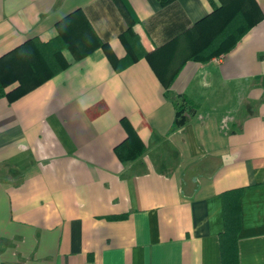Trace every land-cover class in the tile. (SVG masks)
Segmentation results:
<instances>
[{"label":"crops","instance_id":"obj_1","mask_svg":"<svg viewBox=\"0 0 264 264\" xmlns=\"http://www.w3.org/2000/svg\"><path fill=\"white\" fill-rule=\"evenodd\" d=\"M76 9L117 58L128 26L161 47L121 71L97 48L0 97V264H223L231 190L237 264H264V0H0V56ZM239 11L255 22L234 47L191 59L187 30ZM180 94L199 108L171 131ZM122 118L145 146L131 161Z\"/></svg>","mask_w":264,"mask_h":264},{"label":"trees","instance_id":"obj_2","mask_svg":"<svg viewBox=\"0 0 264 264\" xmlns=\"http://www.w3.org/2000/svg\"><path fill=\"white\" fill-rule=\"evenodd\" d=\"M246 19V20H245ZM206 18L187 30L193 34L191 59L206 63L213 57L228 52L250 28L255 20H248L244 12H233L217 30L207 27ZM57 34L45 41L32 37L0 56V97L14 101L44 81L60 73L69 65V58L81 59L101 48L113 68L121 71L154 50L145 48L134 27H126L119 38L126 52L117 58L108 42L94 31L80 9L67 14L56 22ZM69 57H68V56ZM175 116L171 131L186 123V113L193 114L199 108L193 100L180 94L174 101ZM126 135L113 148L121 161L138 158L145 146L125 118L121 119ZM239 190L223 194L224 230L219 234V247L223 264H237L236 238L239 228L237 199Z\"/></svg>","mask_w":264,"mask_h":264}]
</instances>
